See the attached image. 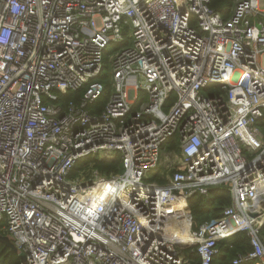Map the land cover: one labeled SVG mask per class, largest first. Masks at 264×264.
Returning a JSON list of instances; mask_svg holds the SVG:
<instances>
[{
  "label": "built area",
  "instance_id": "built-area-1",
  "mask_svg": "<svg viewBox=\"0 0 264 264\" xmlns=\"http://www.w3.org/2000/svg\"><path fill=\"white\" fill-rule=\"evenodd\" d=\"M232 2L0 0V235L26 264H215L239 233L232 263L264 264V0ZM224 185L230 204L193 229L185 201ZM181 215L189 243L166 237Z\"/></svg>",
  "mask_w": 264,
  "mask_h": 264
},
{
  "label": "trees",
  "instance_id": "trees-1",
  "mask_svg": "<svg viewBox=\"0 0 264 264\" xmlns=\"http://www.w3.org/2000/svg\"><path fill=\"white\" fill-rule=\"evenodd\" d=\"M232 4V0H211V6L215 10L219 11L224 17L229 15ZM116 46L119 47L120 44ZM108 66L109 64L107 57H105V74L101 73L98 79L105 83L107 92L98 100L97 108H95L96 110H100L101 106L105 104L109 92L110 83L109 74L107 73ZM71 97L72 95L70 94L66 95L64 96V100L67 101ZM260 127L264 129V122L260 123ZM164 145L166 150L175 149L177 152H179L178 136L175 135ZM91 163H93V167L107 175L120 172L122 170L119 156L112 160L102 161L97 160L95 157H87L76 165L75 170L83 169ZM162 172V167L152 172L153 178L160 184L165 182ZM229 204L230 193L228 187L224 185L210 189L207 195L194 194L185 201L184 209L192 216V228L197 229L203 222L219 217L221 215L222 209ZM260 235L264 241V224L260 229ZM219 249V254L214 258V263L233 264L232 260L237 254L244 253L251 249L250 239L246 233H239L227 242L220 243ZM183 253L185 254L186 258H188V264L196 263L198 261V256L195 254V252L186 249L183 251ZM21 261L22 258L17 252L11 250L5 244L0 242V264H20Z\"/></svg>",
  "mask_w": 264,
  "mask_h": 264
},
{
  "label": "bare ground",
  "instance_id": "bare-ground-1",
  "mask_svg": "<svg viewBox=\"0 0 264 264\" xmlns=\"http://www.w3.org/2000/svg\"><path fill=\"white\" fill-rule=\"evenodd\" d=\"M175 203V202H174ZM177 207V204H173L172 203H167V206L165 205L164 208L165 209H170V208H174V207ZM177 214L178 215V212H174V214ZM179 216V215H178ZM174 218L177 220V223L174 222ZM183 218V216L181 215V217H178L177 216H174L173 218H166L164 221H163V224L165 226V229L167 231V234L168 237L170 240H173V241H178L180 243H189L191 241V238H190V234H189V231H188V224H185V221L184 219L180 220L183 224L182 227H179V219ZM177 225V226H175ZM167 226V228H166ZM175 226V227H173Z\"/></svg>",
  "mask_w": 264,
  "mask_h": 264
},
{
  "label": "rangeland",
  "instance_id": "rangeland-1",
  "mask_svg": "<svg viewBox=\"0 0 264 264\" xmlns=\"http://www.w3.org/2000/svg\"><path fill=\"white\" fill-rule=\"evenodd\" d=\"M261 61L262 62H264V55L261 57ZM261 130V132H262V134L264 135V129L263 128H260ZM168 152V150H163V152H162V164H161V167H162V170L163 169H165V170H167L168 169V171H169V166H167L168 164H169V162L172 160V159H174V161H175V163L176 164H174L173 166H177V161H178V159H179V155H176V156H174V155H170L169 156V154L167 153ZM174 156V157H173ZM181 164H179V166H180ZM87 167V166H86ZM85 167V168H86ZM172 169H173V167H171ZM84 169V168H83ZM75 171H77V169L75 170ZM167 171V172H168ZM162 174H164V173H162ZM191 226H192V224H191ZM186 250V249H185Z\"/></svg>",
  "mask_w": 264,
  "mask_h": 264
},
{
  "label": "water",
  "instance_id": "water-1",
  "mask_svg": "<svg viewBox=\"0 0 264 264\" xmlns=\"http://www.w3.org/2000/svg\"><path fill=\"white\" fill-rule=\"evenodd\" d=\"M252 216H254V213H251ZM0 242H2L3 244H5L7 247H9L11 250L17 252L15 246L13 245V243L10 241L8 236H3L0 235ZM19 254V256L22 258L21 264H26L25 263V254L23 252H17Z\"/></svg>",
  "mask_w": 264,
  "mask_h": 264
}]
</instances>
